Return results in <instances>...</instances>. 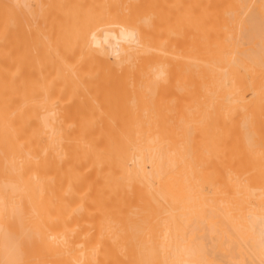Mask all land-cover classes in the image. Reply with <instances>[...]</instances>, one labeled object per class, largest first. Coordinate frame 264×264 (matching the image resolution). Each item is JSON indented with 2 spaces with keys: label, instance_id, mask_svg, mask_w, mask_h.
I'll list each match as a JSON object with an SVG mask.
<instances>
[{
  "label": "bare ground",
  "instance_id": "obj_1",
  "mask_svg": "<svg viewBox=\"0 0 264 264\" xmlns=\"http://www.w3.org/2000/svg\"><path fill=\"white\" fill-rule=\"evenodd\" d=\"M0 264H264V0H0Z\"/></svg>",
  "mask_w": 264,
  "mask_h": 264
}]
</instances>
